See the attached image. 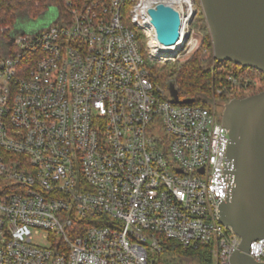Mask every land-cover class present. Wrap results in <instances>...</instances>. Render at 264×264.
<instances>
[{
    "label": "built area",
    "instance_id": "2783aa9c",
    "mask_svg": "<svg viewBox=\"0 0 264 264\" xmlns=\"http://www.w3.org/2000/svg\"><path fill=\"white\" fill-rule=\"evenodd\" d=\"M157 2L67 1L66 18L0 48V264H151L162 240L210 248L213 264L238 251L219 222L232 185L221 117L166 99L146 69L201 44L191 23L176 46L156 42ZM247 255L264 264V238Z\"/></svg>",
    "mask_w": 264,
    "mask_h": 264
},
{
    "label": "water",
    "instance_id": "95a60500",
    "mask_svg": "<svg viewBox=\"0 0 264 264\" xmlns=\"http://www.w3.org/2000/svg\"><path fill=\"white\" fill-rule=\"evenodd\" d=\"M192 1V0H191ZM211 39L212 59L231 62L264 75V0H198ZM156 42L176 46L182 18L168 3L146 10ZM174 104H192L172 95ZM231 163L229 196L219 208V222L240 238L230 264H261L248 255L249 244L264 238V91L232 99L223 108Z\"/></svg>",
    "mask_w": 264,
    "mask_h": 264
},
{
    "label": "trees",
    "instance_id": "16d2710c",
    "mask_svg": "<svg viewBox=\"0 0 264 264\" xmlns=\"http://www.w3.org/2000/svg\"><path fill=\"white\" fill-rule=\"evenodd\" d=\"M67 1L75 0H0V48L6 45L10 32L20 19L35 21L48 8H54L66 18ZM199 10L198 8L197 12H200ZM202 16L203 14L199 13V17ZM191 27L201 35V44L187 61L167 63L162 67L156 63L146 62L149 78L154 85L164 90L166 99H172L174 95L179 100L191 99L194 105L207 106L213 99L226 105L229 95L235 94L237 90L227 81L229 75L236 78L249 75L260 85L259 90L254 93L264 91V75L261 72L242 68L231 62L214 61L206 24L193 23ZM137 44L143 53L145 46L143 36L138 35ZM252 89L254 85L251 84L247 90L252 91ZM218 90L221 94H217ZM237 97L238 95L235 94L234 98ZM192 262L213 264L210 248L184 249L175 241L162 240L160 252L151 260V264H192Z\"/></svg>",
    "mask_w": 264,
    "mask_h": 264
},
{
    "label": "rangeland",
    "instance_id": "374dc122",
    "mask_svg": "<svg viewBox=\"0 0 264 264\" xmlns=\"http://www.w3.org/2000/svg\"><path fill=\"white\" fill-rule=\"evenodd\" d=\"M160 1H162L163 2V0H160ZM165 3H168V4H170V6H172L173 8H175L176 10H178L180 13H181V18H185V17H188V19H187V21H186V23H191V24H193V23H205V20H204V17L202 16V17H199V13H202V11H201V8H200V6H199V1L198 0H192V12L191 11H189V9H188V7H187V5L186 4H183V6L181 7V9H178L177 7H176V5H174V4H171L170 2H166L165 1ZM198 8L200 9L199 11L200 12H197L198 11ZM178 12V13H179ZM191 13V14H190ZM195 13H197V14H195ZM55 14V9L54 8H48L47 10H46V12L44 13V14H42L37 20H35V21H28V20H24V19H20L17 23H16V25H15V27H14V29L16 30V31H19V32H23V33H30L31 31H34V30H39L40 28H42L43 26H45V25H47L46 23H41L42 21H44V17H45V15H54ZM190 14V15H189ZM196 15V16H195ZM190 24V25H191ZM14 29H12V31L14 30ZM191 29H192V27H191ZM193 31L195 32V33H197V34H199V32L197 31V30H194L193 29ZM200 35V34H199ZM200 37H201V35H200ZM183 53V52H182ZM194 53V52H193ZM193 53H188V54H179L177 57H175L174 58V60L173 61H168V62H166L165 64H167V63H173V62H179V63H184L185 61H187L192 55H193ZM165 64H163V65H158V66H160V67H162V66H164ZM259 88H260V85H258V83H257V81H256V83H255V86H254V89H252V91L251 90H247V91H239V93H238V91L236 90L235 91V94L236 95H241V94H244V93H249V95H251V94H253L255 91H257V90H259ZM235 94H232V95H229V98L231 97V96H235ZM255 94V93H254ZM253 94V95H254ZM233 99V98H232ZM213 103H211L210 102V105L212 106H210V108H213V111H214V113L216 114V115H219L220 117H221V115H222V111H223V108H224V106L225 105H222V104H220V102L219 101H217V100H215V105L213 106L212 105ZM157 254H153V256H152V258H151V260L156 256ZM192 264H195V262H192Z\"/></svg>",
    "mask_w": 264,
    "mask_h": 264
},
{
    "label": "bare ground",
    "instance_id": "6f19581e",
    "mask_svg": "<svg viewBox=\"0 0 264 264\" xmlns=\"http://www.w3.org/2000/svg\"><path fill=\"white\" fill-rule=\"evenodd\" d=\"M170 2L171 4H174V5H176V7L178 8V9H181V7L183 6V4H186L187 5V7H188V9H189V11H191L192 12V1L191 0H163V2ZM191 14V13H190ZM189 14V15H190ZM189 17V16H188ZM188 17H185V18H182V23H186V21H187V19H188ZM168 50H166V51H169V52H171V50H173V48H167Z\"/></svg>",
    "mask_w": 264,
    "mask_h": 264
},
{
    "label": "crops",
    "instance_id": "0c3cea01",
    "mask_svg": "<svg viewBox=\"0 0 264 264\" xmlns=\"http://www.w3.org/2000/svg\"><path fill=\"white\" fill-rule=\"evenodd\" d=\"M53 19V15H45L44 17V21H42L41 23H50L51 20Z\"/></svg>",
    "mask_w": 264,
    "mask_h": 264
},
{
    "label": "flooded vegetation",
    "instance_id": "af4514ba",
    "mask_svg": "<svg viewBox=\"0 0 264 264\" xmlns=\"http://www.w3.org/2000/svg\"><path fill=\"white\" fill-rule=\"evenodd\" d=\"M252 95L253 94L249 95V93H244V94L239 95L236 99H242V98H246V97H249V96H252Z\"/></svg>",
    "mask_w": 264,
    "mask_h": 264
}]
</instances>
